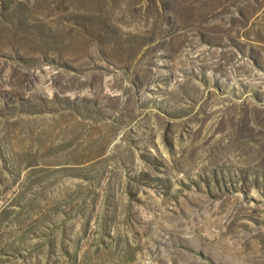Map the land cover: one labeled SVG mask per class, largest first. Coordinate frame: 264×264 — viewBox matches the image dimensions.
Returning a JSON list of instances; mask_svg holds the SVG:
<instances>
[{
  "label": "rangeland",
  "instance_id": "obj_1",
  "mask_svg": "<svg viewBox=\"0 0 264 264\" xmlns=\"http://www.w3.org/2000/svg\"><path fill=\"white\" fill-rule=\"evenodd\" d=\"M0 264H264V0H0Z\"/></svg>",
  "mask_w": 264,
  "mask_h": 264
}]
</instances>
